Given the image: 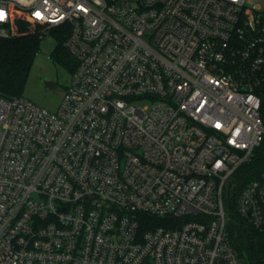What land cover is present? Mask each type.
<instances>
[{"label": "built area", "instance_id": "built-area-1", "mask_svg": "<svg viewBox=\"0 0 264 264\" xmlns=\"http://www.w3.org/2000/svg\"><path fill=\"white\" fill-rule=\"evenodd\" d=\"M259 1L0 0V37L20 10L76 64L56 111L0 97V264H246L225 200L264 142ZM236 210L264 243V171Z\"/></svg>", "mask_w": 264, "mask_h": 264}, {"label": "trees", "instance_id": "trees-1", "mask_svg": "<svg viewBox=\"0 0 264 264\" xmlns=\"http://www.w3.org/2000/svg\"><path fill=\"white\" fill-rule=\"evenodd\" d=\"M9 27L11 36L0 37V97L11 100L23 96L43 38L40 34V26L34 24L25 13L17 9L13 10ZM52 33L57 44L51 58L72 73L76 67L75 59L64 47L63 31L55 29ZM261 113L264 120V93ZM255 152L251 163L243 166L236 173L232 181L230 197L225 200V208L231 213L227 223L229 239L246 264H264V243L260 232L236 210L237 195L241 189L248 181L264 171V142ZM148 218L154 226H166L172 220Z\"/></svg>", "mask_w": 264, "mask_h": 264}, {"label": "rangeland", "instance_id": "rangeland-1", "mask_svg": "<svg viewBox=\"0 0 264 264\" xmlns=\"http://www.w3.org/2000/svg\"><path fill=\"white\" fill-rule=\"evenodd\" d=\"M257 4L262 5L264 10V0H260ZM52 32L42 39L40 52L36 57L23 97L49 111H56L72 75L64 66L55 63L51 58L57 44ZM47 82H53L55 87H48ZM226 213L230 217V210L227 209Z\"/></svg>", "mask_w": 264, "mask_h": 264}, {"label": "water", "instance_id": "water-1", "mask_svg": "<svg viewBox=\"0 0 264 264\" xmlns=\"http://www.w3.org/2000/svg\"><path fill=\"white\" fill-rule=\"evenodd\" d=\"M46 84L50 88H54L55 87L54 84H53V82H47ZM230 191H231V185L229 184L228 185V198L230 197Z\"/></svg>", "mask_w": 264, "mask_h": 264}]
</instances>
